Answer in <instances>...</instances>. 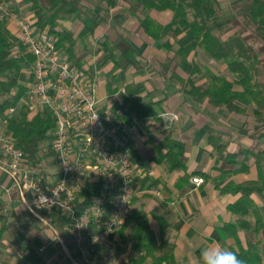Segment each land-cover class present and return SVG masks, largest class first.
Masks as SVG:
<instances>
[{
	"label": "trees",
	"instance_id": "obj_1",
	"mask_svg": "<svg viewBox=\"0 0 264 264\" xmlns=\"http://www.w3.org/2000/svg\"><path fill=\"white\" fill-rule=\"evenodd\" d=\"M1 1L12 6L14 0ZM27 1L31 2V9L35 13L36 26L49 32L58 49L75 65L80 76L97 81L92 66L88 65V51L79 50L78 41L88 38L95 41L98 45L96 52L101 53L96 60L97 65H110V73H118L119 78L125 77L129 67L143 69L148 58L139 52L128 37V31L121 25L113 24L110 28L112 32L103 36L97 34L101 25L106 23V16L112 14V11L122 14L138 7L143 16L135 15L138 17L137 32L144 34L150 41L162 43L168 52V57L159 62V65L172 72L165 78L177 86V92L183 95L184 103L191 101L193 111H201L200 105H197L202 102L212 110L223 109L231 114L250 113L254 117L253 123L244 122L238 126V134L249 142L245 146L238 145L235 151L228 150L229 144L234 140L232 135L224 138L220 133H208L216 163L222 162V167H218V176L213 177L211 173L200 170L188 173L186 154L191 148V142L175 136L173 125L165 127L160 116L158 107L167 97L152 100L144 85L136 82L124 84L126 94L122 101L123 108L128 113L137 114L145 124L149 118L162 124L161 135L158 138L151 135L149 140L156 151L154 162L165 164L170 171L183 170L184 175L178 180L180 187L193 174H197L204 181L212 180L223 193L231 192L236 195V200L228 205L229 212L236 218L224 223L222 233L225 237L236 240L235 253L245 264H260L263 256L257 248L259 241L249 239L247 245H244L239 231L258 234L264 229L263 214L255 199V195H258L264 200V59L254 40L256 37L264 45V0L230 1L234 17L226 20H221L224 0ZM88 1L93 4H88ZM165 10H171L173 16L169 22L162 23L156 17ZM65 21H79V31L76 33L67 27ZM216 22L214 28L213 24ZM5 23V20L0 22V94L3 96L0 101V117L10 107L18 105L24 92L21 81L33 78L29 73L33 56L23 54L24 46ZM246 32L249 33L245 34ZM17 45L19 50L15 49ZM200 48L207 51L214 60L223 61L226 72L216 73L208 67L203 68L202 63L195 58L200 54ZM188 63L192 65L190 72L185 70ZM159 73L161 71L158 70ZM54 126L55 120L47 110L35 112L25 105L18 107L8 123V129L13 132L18 147L26 152L34 164L42 161L48 154L54 155L51 148V131ZM45 142L49 143L47 149L43 150ZM134 160L138 161L135 151ZM252 162L258 170L257 178L241 182L227 179L232 173L248 172ZM160 181L159 178L154 179L155 185L158 186ZM98 189L99 182H87L81 192V199L78 198L75 202L79 213L89 207L92 196ZM152 214L158 221L159 233L152 229L149 214L143 209H132L121 229L122 237L125 240L129 238L132 242L133 254L130 255L129 264H164L168 260L171 264H178L176 246L165 237L168 226L165 213L155 211ZM52 216L57 225L69 222L67 216L58 209ZM0 222V231L12 228V234L18 233L25 239L23 264H59L54 244L43 251L36 242L44 228L28 209L24 207L22 212L17 213L15 208H8L0 200Z\"/></svg>",
	"mask_w": 264,
	"mask_h": 264
},
{
	"label": "built area",
	"instance_id": "obj_2",
	"mask_svg": "<svg viewBox=\"0 0 264 264\" xmlns=\"http://www.w3.org/2000/svg\"><path fill=\"white\" fill-rule=\"evenodd\" d=\"M3 20L15 21L23 54L33 56L29 65L33 78L21 81L24 92L18 105L0 117V170L8 174L23 206L54 231L69 264H119L112 239L125 226L134 198L162 194V187L152 183L154 168L134 160L136 142L146 124L123 108L124 86L102 104L97 94L99 82L80 76L46 29H39L10 3L0 0V22ZM15 49L19 50L18 45ZM24 105L36 112L47 110L55 120L51 148L57 167L53 172L46 159L32 163L8 129L9 118ZM160 116L165 127L180 119L173 110ZM192 181L201 184L204 179L194 176ZM87 182H99V189L89 207L79 213L75 202L81 199ZM57 209L68 223L55 224L52 215ZM98 250L106 255V263L96 258ZM129 262L126 258L124 264Z\"/></svg>",
	"mask_w": 264,
	"mask_h": 264
},
{
	"label": "crops",
	"instance_id": "obj_3",
	"mask_svg": "<svg viewBox=\"0 0 264 264\" xmlns=\"http://www.w3.org/2000/svg\"><path fill=\"white\" fill-rule=\"evenodd\" d=\"M122 4L126 5L124 2ZM112 13L113 15L106 16V23L101 25L97 34L103 36L105 33H108V30H111L110 28L113 24L121 25L128 31V37L137 46L139 52L148 58V63H145L144 68L141 70H135L132 67L127 68L125 77L122 79L119 78L118 73H110V65L100 69L98 73H103L98 76L95 69L97 65L96 61H89L88 65L92 66V70L98 78L99 86L97 94L101 103L105 104L108 95L115 93L126 82H136L144 85L146 92H150V97L154 96V100H161L167 97L163 102L169 103L168 108L163 107L159 111L162 113L169 109L175 110L180 114V119L173 124L172 129L175 131V136H181L191 142V148L186 154L188 173L200 170L211 173L213 177L218 176L220 174L218 167H222V163H216L212 145L208 141V133H220L225 136L224 138L230 136V133L226 134L225 132L224 128L226 127L220 125L219 120L221 119L218 116L222 109L212 110L208 106H205V103L201 102L197 105V107L200 105L201 111L197 110L184 113L180 108L181 103L184 104L183 95L177 92V86L168 82L169 80L167 81L169 85H164L158 74L159 67L157 65L168 57V53L164 52L165 49L162 43L150 41L144 34L137 32L138 17L135 14H130L131 16L129 18L122 14V19H116L114 16H117L119 12L114 13L112 11ZM172 16L173 12L171 10H165L159 12L156 19L162 23H167L171 20ZM5 25L16 35L17 27L15 21H6ZM191 58H193V55ZM155 81L160 82L161 85L158 91ZM170 85L174 88L170 96H168L166 93ZM159 92L163 94L161 99L158 98ZM172 97L174 99L170 101ZM150 119L152 120V118ZM149 120L146 121L141 138L136 142L135 152L140 163L154 168V179L159 178L161 180L159 185L162 187V194L156 196L147 193L136 196L132 208L136 210L143 209L149 214L151 227L156 233H159L160 228L152 212L158 211V213H165L168 222L165 237L176 246L175 255L178 264H199L202 250L215 243H219L235 252L237 250L236 240L233 237H225L222 233V226L224 223L235 220L236 217L229 212L228 205L235 201L237 196L231 192L223 193L219 187H216L212 180L204 181L201 184L194 183L192 181L194 176L201 177V175L197 174H193L180 187L178 180L184 175L183 170L177 169L170 171L165 164H156L154 162L153 158L156 151L149 140L151 135H155L158 138L161 135L163 127L161 123H155ZM243 141L245 145L249 142L243 136L241 138L238 137L236 142L234 138L229 144L228 150L235 151ZM232 143H235V149L230 148ZM254 164L253 162L250 163L248 172L232 173L227 179L241 182L251 178H257L258 170L256 165L253 167ZM154 179L152 183L155 185ZM258 197V195H255V199L260 204L264 218L263 205L257 200ZM0 200L6 203L8 208H15L17 213L22 212L24 208L17 191L11 187L8 174L2 170H0ZM34 219L44 228L36 240L37 243L40 241L38 245L43 251H47L51 244H54L56 247L58 244L55 241L54 231L45 227L35 217ZM1 227L2 223L0 222V229ZM11 229L0 231V264H23L22 255L26 241L22 235L18 233L12 234ZM43 233L46 236H42ZM239 236L244 245H247L249 239L259 241L257 248L263 256L260 264H264V229L258 234L240 230ZM67 241L72 246L71 240L68 239ZM112 242L116 246L117 263L124 264L125 259L130 258V255L133 254L131 240L129 238L125 240L120 231L113 237ZM57 247L56 250L58 251ZM95 256L100 262H107V257L101 250L96 251ZM164 264H171V262L168 260Z\"/></svg>",
	"mask_w": 264,
	"mask_h": 264
},
{
	"label": "rangeland",
	"instance_id": "obj_4",
	"mask_svg": "<svg viewBox=\"0 0 264 264\" xmlns=\"http://www.w3.org/2000/svg\"><path fill=\"white\" fill-rule=\"evenodd\" d=\"M230 1H232V0H224V4H223L224 5L223 16H222V19L221 20H226V19H229V18H233L234 17V12L232 11V9L230 7ZM11 4H12L13 8L17 12L21 13L22 15L27 16V18L31 19L34 23H36L35 13L31 9V2H29L27 0H14L13 3H11ZM88 4H93V3H91L90 1H88ZM131 11L133 13H135V15L143 16L138 7H137V9H132ZM131 11H128L127 13L124 12L122 14L124 16H126V17L129 18V16H131L130 13L133 14ZM120 14L121 13L119 12L118 15L117 16H114V17H116V19H122L121 17H123V16H122V14L121 15ZM111 15H113V13L110 14L109 16H111ZM65 24L67 25V27L71 28L76 33L79 31V25H80L79 21H71V22L65 21ZM216 25H217V22L213 24V27L216 28ZM107 32L110 33L112 31L111 30H108ZM248 33L249 32H246L245 34H248ZM254 40L256 42L257 49L260 50V51H262L261 57H262V59H264V45L260 44V42L256 39V37L254 38ZM84 44H86V45H84ZM78 46L80 48L79 50H81V51H88L89 52V54H88V52H86L87 53L86 55H87L88 61H93L94 62V61H96V60H98L100 58L101 53L96 52L97 51V48H98V45L92 39H89L88 38V39H86L84 41L79 40L78 41ZM199 51H201L200 54L198 56H196L195 58L197 60H199L200 63H202L203 68H207L208 67V68H210L212 71H214L216 73H225L226 72L225 71V64H224L223 61L214 60L213 58H211L209 56V54L207 53V51H205L203 48L202 49L200 48ZM164 52L165 53H168L165 50H164ZM206 57H208V58H206ZM157 66L159 67V71H161V74L159 73V77H161L160 79L163 81L164 85H167L168 84L167 83V81H168L167 78L171 75L172 72L169 71L168 69L164 68L163 65H159L158 64ZM95 67H96L95 68L96 69V73L99 76V74H102L103 72L102 73H98V71H100V69H102V68H104L106 66L101 67V66H97L96 65ZM191 69H192V65H191V63H188L186 65V67H185L186 72H190ZM165 77H167V78H165ZM179 83H180V81H179ZM156 86H157V91L160 90L159 89V87L161 86L160 85V82H156ZM173 88L174 87L172 85L168 86V92L166 93L168 96H170V94L172 93V89ZM117 91H118V89H117ZM153 97L154 96H151L149 98L152 99V100H154ZM162 97H163V94H161L159 92L158 93V98L161 99ZM2 99H3V97L0 94V101ZM173 99H174V97H172L170 99V101H172ZM191 104H192L191 101L190 102H186L185 101L184 104L181 103L180 108L182 109V111L184 113H190L191 111L194 110V109H192L194 107ZM168 106H169V103L168 102L167 103L162 102V104L158 108L159 109H162L163 107H167L168 108ZM195 108H196V106H195ZM173 111H175V110H173ZM175 112H177V111H175ZM218 118L221 119V120H219L220 121V125L223 126V127H226V128H224L226 134H229L230 133V135H232L233 139L235 138V142L238 139V137L239 138L242 137V135L238 134V126L241 125V124H243L244 122L251 124V123H253L255 121L254 120V117L250 113L249 114H246V115H244V114H231L227 110H223V109L220 110ZM149 121L153 122V120H151V119ZM158 129H161V128H158ZM48 143L49 142H45V145L43 146L44 147L43 150L47 149ZM240 145L241 146H243V145L245 146L244 141L242 143H240ZM230 148L231 149H235L236 148L235 143H232ZM53 157H54L53 155L48 154L44 158V159L48 160V168L52 172L57 167V162L55 161V159ZM253 167H255V164L253 165ZM257 200L263 205V213H264V201L261 198H259V197H258ZM42 236H46V234L43 233ZM39 242L40 241H38V243ZM57 248H58V251H57L58 252L57 253L58 254V262L59 263H62V264H69L68 260L66 259L65 254L63 253L62 247L58 246Z\"/></svg>",
	"mask_w": 264,
	"mask_h": 264
},
{
	"label": "clouds",
	"instance_id": "obj_5",
	"mask_svg": "<svg viewBox=\"0 0 264 264\" xmlns=\"http://www.w3.org/2000/svg\"><path fill=\"white\" fill-rule=\"evenodd\" d=\"M199 264H245L234 251L215 243L204 248Z\"/></svg>",
	"mask_w": 264,
	"mask_h": 264
}]
</instances>
